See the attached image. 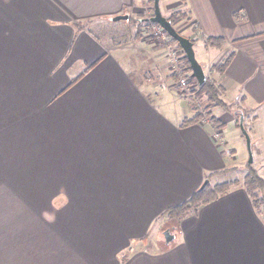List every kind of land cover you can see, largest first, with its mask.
Masks as SVG:
<instances>
[{"label":"crops","instance_id":"1","mask_svg":"<svg viewBox=\"0 0 264 264\" xmlns=\"http://www.w3.org/2000/svg\"><path fill=\"white\" fill-rule=\"evenodd\" d=\"M160 8L188 9L178 30L227 108L199 118L198 81L180 91L183 56L138 23L152 0H0V264H264V209L232 177L248 163L245 109L264 181V0ZM233 179L166 214L205 180ZM171 221L179 228L160 247Z\"/></svg>","mask_w":264,"mask_h":264},{"label":"trees","instance_id":"2","mask_svg":"<svg viewBox=\"0 0 264 264\" xmlns=\"http://www.w3.org/2000/svg\"><path fill=\"white\" fill-rule=\"evenodd\" d=\"M154 0H152V3ZM168 18L172 21V24L178 29V25L186 20L190 19V12L188 9H178L173 11ZM140 26H145L146 29L148 27H151L152 25L155 26L156 23H153L149 20H146V18H143L142 20L138 21ZM194 43L196 40L192 37H189ZM169 42L174 43L182 52V58H183V64L181 65V73L185 74L187 73L189 75V83H192L193 81L195 82L196 79L194 77H191V66L190 62L187 59L184 51L178 44V42L169 35ZM229 62V58L227 57L224 59L221 63L215 65L213 67V71H219L222 72L227 64ZM196 83V82H195ZM196 93L199 95V98L201 100V112L199 111L198 116L201 118L204 115H211L212 113V108L215 106H221L223 108H227L228 105L225 103L221 97V89L220 85L216 83V81L212 78H207L206 82L199 87H196ZM244 113V117L246 118L248 116V113L245 109H242L241 111ZM237 124L239 126L238 119L236 117ZM246 174L244 176V181L243 184L247 186V188L252 192L254 196V201L264 209V195H262V191L264 189V181L263 179L259 176L258 171L254 168L253 164L247 163L245 166ZM235 181L229 180L223 183H220L216 185L213 189L209 188V185L207 184L204 188L197 190L188 200L183 202L181 205L170 208L166 211V214H169L171 216H177L183 213H186L190 210L197 209L200 205H202L205 202L211 201L218 195L224 194L227 191H229ZM179 217V216H178ZM177 217V218H178ZM175 224H178L176 221H171L167 224L166 228L163 230L162 236L164 235L167 238L169 235L172 234L173 231L178 230L177 226ZM163 240V239H162ZM166 241V239H165ZM171 246V243L167 245V247Z\"/></svg>","mask_w":264,"mask_h":264},{"label":"water","instance_id":"3","mask_svg":"<svg viewBox=\"0 0 264 264\" xmlns=\"http://www.w3.org/2000/svg\"><path fill=\"white\" fill-rule=\"evenodd\" d=\"M115 20L128 18L127 14H121L113 17ZM146 20H149L153 23L160 25L171 37H173L182 50L184 51L187 59L190 62L191 66V77H194L200 86H202L206 82V72L203 64L197 59L196 51L194 47V42L187 36L183 35L173 24L172 21L165 16L160 8V0H154V12L151 17H147ZM239 127L245 137L247 149L249 153L248 163L254 162V153L252 149V141L249 131L247 130L244 123V114L241 113L239 117ZM208 180L202 184L201 188H204ZM167 241L174 238V235L167 233Z\"/></svg>","mask_w":264,"mask_h":264},{"label":"rangeland","instance_id":"4","mask_svg":"<svg viewBox=\"0 0 264 264\" xmlns=\"http://www.w3.org/2000/svg\"><path fill=\"white\" fill-rule=\"evenodd\" d=\"M188 22V21H190V19H186V20H184V21H182V22ZM146 30H148V29H146ZM147 32H149L148 34H149V36H151L152 38H153V41L155 42V43H157V44H159V45H165V44H168V43H170L169 42V37L166 39V40H164V38H163V35L162 34H160L159 33V31H157L156 30V26H154L151 30L149 29ZM173 48H178V47H173ZM171 49V48H170ZM170 49L168 50L169 52H170ZM172 49H171V55H173L174 57L176 56V55H174L173 53H172ZM179 69H181V67L179 68ZM191 91H189V93H190ZM200 101V100H199ZM239 111H241V110H238V112L236 113V117H237V119H238V122H239V117H240V114L242 113V112H239ZM227 112V111H226ZM244 114V113H243ZM229 117V116H228ZM244 123H245V126H246V128H247V130L249 131V127H250V124H249V120L248 119H246L245 117H244ZM226 124V126H225V134L226 135H228V136H233V130H232V125H231V123H225ZM231 137H229V138H231ZM251 141H252V149H253V153H256V148H255V146H256V144H255V140H254V136H252V138H251ZM233 143L232 144H235L234 143V141H232ZM235 147H237V155L240 153L239 152V148H240V146L239 145H234ZM242 148H243V150H244V152H245V156H246V159H247V161H248V158H249V153H248V149H247V144H246V140H245V144H243L242 145ZM261 170V168H259V171ZM246 174V170H242V171H240V172H238V171H236L235 173H233V176L232 177H234V176H236V178L237 179H239V181L240 180H243L244 181V175ZM233 181H235L236 182V180L235 179H233ZM178 228H179V225L178 224H175ZM163 230L164 229H161L160 230V232H159V234H157V237L160 239V244H159V242L157 241L156 242V244L158 245V246H160V247H165V239H164V235L162 236V233H163ZM163 239V240H162ZM155 240V238H153L152 239V241H154ZM156 241V240H155ZM168 243H167V245L169 244V243H171L172 244V240H169V241H167ZM156 244L154 245V247H156V248H158V246H156Z\"/></svg>","mask_w":264,"mask_h":264},{"label":"built area","instance_id":"5","mask_svg":"<svg viewBox=\"0 0 264 264\" xmlns=\"http://www.w3.org/2000/svg\"><path fill=\"white\" fill-rule=\"evenodd\" d=\"M155 26H156V30L159 31V33L163 35L164 40H166L169 37L168 33L160 25L156 24ZM172 50H173L172 53L176 55L175 56L176 59H179L180 56L183 55L181 50H179L178 48H172ZM179 87L182 93H189V91H191L189 86V76L187 73L182 75V77L179 79ZM216 137L217 139H219L220 137L219 132L216 133Z\"/></svg>","mask_w":264,"mask_h":264},{"label":"flooded vegetation","instance_id":"6","mask_svg":"<svg viewBox=\"0 0 264 264\" xmlns=\"http://www.w3.org/2000/svg\"><path fill=\"white\" fill-rule=\"evenodd\" d=\"M169 35V34H168Z\"/></svg>","mask_w":264,"mask_h":264}]
</instances>
